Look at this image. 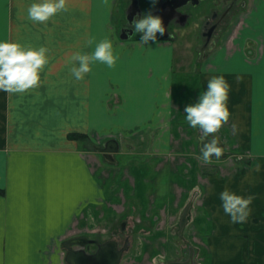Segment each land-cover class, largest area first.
Masks as SVG:
<instances>
[{"label":"crops","instance_id":"1","mask_svg":"<svg viewBox=\"0 0 264 264\" xmlns=\"http://www.w3.org/2000/svg\"><path fill=\"white\" fill-rule=\"evenodd\" d=\"M118 1L69 0L37 22L31 0H0V39L46 45L50 57L38 86L0 90V264H69L77 239L120 236L130 246L117 264L182 259L177 242L190 233L178 224L194 193L201 264H264V0H243L202 56L165 36L122 40L110 23ZM91 36L111 38L118 60L96 61L76 79L69 58L91 53ZM219 74L231 84V115L205 136L184 108ZM202 139L223 145L227 158L205 159ZM108 143L118 149L102 151ZM224 188L253 197L246 221L224 211Z\"/></svg>","mask_w":264,"mask_h":264},{"label":"clouds","instance_id":"2","mask_svg":"<svg viewBox=\"0 0 264 264\" xmlns=\"http://www.w3.org/2000/svg\"><path fill=\"white\" fill-rule=\"evenodd\" d=\"M68 4L69 0H31L27 15L33 21H47L57 12L67 10ZM132 27L135 33L142 34L140 38L147 44L157 41V33L163 34L165 31L162 17L151 12L134 18ZM92 43H95V48L91 53L76 51L69 58L70 71L76 79H83L96 61L109 67L116 65L118 55L111 38L105 37L96 42V37L91 36L89 44ZM48 52L46 45L25 46L18 40L0 39V90L19 93L38 86L42 70L50 60ZM230 89L231 84L223 74L213 75L198 99L185 105V119L192 127L199 126L205 136L216 132L231 115L228 107ZM211 151L219 156L222 150L217 146ZM209 154L206 148L203 152L204 158L208 159ZM219 195L223 209L230 215L233 223L247 220L252 211L251 195L245 196L229 188H224Z\"/></svg>","mask_w":264,"mask_h":264},{"label":"flooded vegetation","instance_id":"3","mask_svg":"<svg viewBox=\"0 0 264 264\" xmlns=\"http://www.w3.org/2000/svg\"><path fill=\"white\" fill-rule=\"evenodd\" d=\"M207 0H203L201 1L196 7H198L201 3L206 2ZM131 1H130V5H131ZM191 8V5H187L181 9H179V13L180 14H184L187 15V19L189 18V14L187 12H184V8ZM231 7L232 5L227 6L221 13L217 12V10L212 9L210 12L205 11L204 13H201V18H202V25H201V37L203 40V45L202 47L198 50V54L199 56H202L203 54V50L204 47H207L208 44L219 38L220 37V32H221V27L222 25H225L224 22L227 19V17L229 16V14L231 13ZM155 10V9H154ZM153 11H150L153 14ZM129 14H131L133 11L130 9V6L128 8ZM128 13V12H127ZM137 16H142V11L140 9V12L136 9L135 11V17ZM198 16V18L200 17ZM127 17V15H126ZM134 18L132 20H134ZM180 18L176 17L173 21L170 22V24L173 25H178V26H182L183 24L179 23ZM185 21V23H186ZM126 23L127 22V18H126ZM184 23V24H185ZM169 27V25H168ZM132 30V25L130 27ZM126 29V28H123ZM122 34V31H121ZM133 34H134V30H133ZM158 36H165L167 35V31L163 34L161 33H157ZM208 40V41H207ZM203 140V139H202ZM215 144V145H213ZM217 146H222V151L221 154L219 156L216 155L215 152L211 151L212 148L217 147ZM203 151L207 148L209 150V157L213 158L215 160H220V159H226L227 156L229 155L225 150H224V146L221 145L220 143H218L217 141H215V143H213V140H203ZM106 149H110V150H116L118 149L117 145L115 143H108L105 144L101 150H106ZM198 194L194 193L191 200L189 201V205L187 206V208H185V211L182 213V215L180 216L179 219V224H178V231L179 234H182V232L184 231L185 227H189L187 230L190 233L189 236V241L188 242V247L186 248V250H182L181 253L182 255V259H174L172 260L170 263L168 264H198L199 261L195 262V256L197 257L198 255L196 254V245H193L192 240H191V236L192 232L190 225L192 224V208H194V203H195V199L197 198ZM116 232L114 233L113 237L118 238V233H117V229H119L118 227L115 228ZM194 241V240H193ZM66 243H71V242H66ZM75 243L81 245L82 249L76 251V254L71 253L70 255H67V259L69 261V264H82L83 261H81V258L85 259L87 258L88 255L91 256H95L94 259L95 261H103L106 259V261H112V254L120 251L124 252L126 249H129L130 243L128 241V239H124V241L122 242L121 247H119V245L117 244V242H115L114 240H110V241H101L99 238H93V239H86V238H79L75 241ZM117 248H119L120 250H118ZM73 257V259H71V257ZM200 259V258H199ZM201 260V259H200ZM84 263V262H83Z\"/></svg>","mask_w":264,"mask_h":264},{"label":"rangeland","instance_id":"4","mask_svg":"<svg viewBox=\"0 0 264 264\" xmlns=\"http://www.w3.org/2000/svg\"><path fill=\"white\" fill-rule=\"evenodd\" d=\"M138 1H139L138 2L139 8L142 11V15L145 13H149L150 11H153L156 8V6H154L157 3L156 0H138ZM242 1L243 0H207L206 2L201 3L198 7L184 8L183 11L187 12L189 14L188 20L182 26L169 24V27L167 28L166 38L170 41L172 38H174V42H177V45L178 44H179V46L182 45L181 46L182 51L189 52L190 50H192L193 55H196L197 51L203 45V40H202L201 33H200L201 32V24L200 23H202V18L200 20H196L197 15L204 13L205 11L210 12L212 9H215V10H217V12L221 13L227 6L232 5L231 13L229 14V16L227 17V19L224 22V24L227 25V23H229L230 20L231 21L233 20L234 13L238 12L241 9ZM129 6H130V0H119L115 4V16L114 17L110 16L111 17L110 23L113 24L114 27L116 28L117 34L119 33V31L121 29L127 28L126 15H127ZM197 25H198V27L200 25V27L198 28ZM225 25H222V29L220 28L221 32L226 29ZM133 30H134V28H133ZM134 35H135V37H137L139 39L142 34L134 32ZM184 55L187 56V53ZM184 55H183V59H184ZM179 57H181V55H179ZM179 65H181L180 61H179ZM134 144H135V142H134ZM144 151L145 150L143 149V152ZM233 162L234 161L229 160L227 162V164H230L232 166ZM129 209H130V207H129ZM134 213H136V212H134ZM134 216H136V215L134 214ZM132 222H133V220L131 219L130 225L132 228L129 231L128 238L131 239L134 250H136V245L141 244V242L139 239H135L136 237H139V236L133 235V232L137 233L135 230H133V228L135 229V226L137 227L136 224H138V222L136 220L134 221L135 223L132 224ZM147 225H148L147 227H151V228L153 227L151 222H149ZM159 226H161V223L158 222V224H156V227H159ZM122 238L125 239V236H120L118 239H116V240H118L117 244L119 245V247H121V245H122ZM187 241H189V239L186 237L178 239L177 248L180 251H182L184 249L186 250V248L188 247ZM133 247H132V249H133ZM196 250H198V248ZM196 254L198 256L197 257L195 256V262L199 261L198 264H201V260L199 259L200 254H198L197 252H196ZM181 256H182V254H181ZM147 259H149V258H147Z\"/></svg>","mask_w":264,"mask_h":264},{"label":"water","instance_id":"5","mask_svg":"<svg viewBox=\"0 0 264 264\" xmlns=\"http://www.w3.org/2000/svg\"><path fill=\"white\" fill-rule=\"evenodd\" d=\"M131 1V5H130V9L133 11L131 14H129V11L127 13V28L122 30V34L120 35V38L122 40H126L128 38H130L133 34V30L130 28L132 23H133V18L135 17V11L136 9L140 12V8H139V4H138V0H130ZM159 5L156 6L153 14L154 15H159L162 17L163 20V24L165 26V31L164 33L167 31L168 25L170 24L171 21H173L176 17H179V23L184 24L186 19H187V15L184 14H180L178 11L179 9L187 6V5H191L192 7H196L201 1L203 0H157ZM208 41V40H207ZM215 145V144H213ZM222 150V146H219ZM71 259H73L72 256H70ZM95 256H91L88 255L87 258H81L82 264H117V261L119 260V254L118 252L112 254V261L108 260L106 261H95L94 259Z\"/></svg>","mask_w":264,"mask_h":264}]
</instances>
